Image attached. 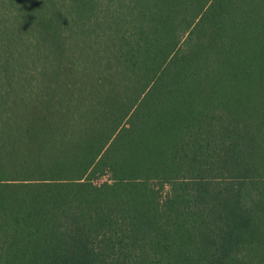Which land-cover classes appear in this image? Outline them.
<instances>
[{"label": "trees", "instance_id": "16d2710c", "mask_svg": "<svg viewBox=\"0 0 264 264\" xmlns=\"http://www.w3.org/2000/svg\"><path fill=\"white\" fill-rule=\"evenodd\" d=\"M0 264H264V0H0Z\"/></svg>", "mask_w": 264, "mask_h": 264}, {"label": "rangeland", "instance_id": "374dc122", "mask_svg": "<svg viewBox=\"0 0 264 264\" xmlns=\"http://www.w3.org/2000/svg\"><path fill=\"white\" fill-rule=\"evenodd\" d=\"M108 179V175H98L94 178V181L96 182H102V181H105ZM168 189V187L165 185L163 188H162V193L166 192Z\"/></svg>", "mask_w": 264, "mask_h": 264}]
</instances>
